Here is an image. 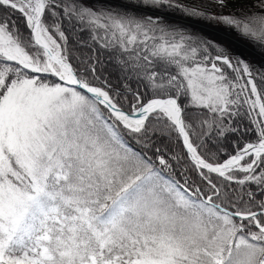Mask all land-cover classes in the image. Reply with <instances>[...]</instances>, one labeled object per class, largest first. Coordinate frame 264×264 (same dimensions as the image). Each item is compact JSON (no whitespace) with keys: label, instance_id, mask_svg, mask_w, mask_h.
<instances>
[{"label":"snow or ice","instance_id":"1","mask_svg":"<svg viewBox=\"0 0 264 264\" xmlns=\"http://www.w3.org/2000/svg\"><path fill=\"white\" fill-rule=\"evenodd\" d=\"M0 264H264V0H0Z\"/></svg>","mask_w":264,"mask_h":264},{"label":"rangeland","instance_id":"2","mask_svg":"<svg viewBox=\"0 0 264 264\" xmlns=\"http://www.w3.org/2000/svg\"><path fill=\"white\" fill-rule=\"evenodd\" d=\"M237 47H238V49L241 50V51L246 50V46H245V44H243V43L238 44Z\"/></svg>","mask_w":264,"mask_h":264}]
</instances>
